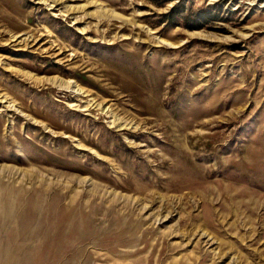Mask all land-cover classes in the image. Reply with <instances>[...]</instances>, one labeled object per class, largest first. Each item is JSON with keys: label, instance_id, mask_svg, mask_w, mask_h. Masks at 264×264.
I'll list each match as a JSON object with an SVG mask.
<instances>
[{"label": "rangeland", "instance_id": "rangeland-1", "mask_svg": "<svg viewBox=\"0 0 264 264\" xmlns=\"http://www.w3.org/2000/svg\"><path fill=\"white\" fill-rule=\"evenodd\" d=\"M53 1L0 0V264H264V0Z\"/></svg>", "mask_w": 264, "mask_h": 264}, {"label": "bare ground", "instance_id": "bare-ground-1", "mask_svg": "<svg viewBox=\"0 0 264 264\" xmlns=\"http://www.w3.org/2000/svg\"><path fill=\"white\" fill-rule=\"evenodd\" d=\"M53 2H57L58 3V1L57 0H55V1H53ZM62 2V1H61ZM60 2V3H61ZM69 10V9H68ZM66 12V11H65ZM103 12V11H102ZM105 12V11H104ZM101 13V15H97L98 16V18L99 19H102V18H107V19H112V18H116V17H118V18H120V19H122L123 21H125V19H123L121 16H118V15H116V14H112V13H107V12H105V13ZM84 29V28H83ZM82 31V30H81ZM196 37V36H195ZM165 44H168V43H166L165 42ZM22 74H24V73H22ZM20 75V74H19ZM24 76L25 77H27L26 79H28V80H30V81H32L33 83L35 82L36 84H38V85H40V84H45V83H51V84H54V83H56L57 84V81L59 82V80H55V78H38V77H35V76H33V75H31V74H28V73H26V74H24ZM61 81V80H60ZM68 82V81H67ZM70 83H72L71 81H69ZM60 83H62V82H60ZM59 84V83H58ZM63 84H64V86L66 85V83H64L63 82ZM68 84V83H67ZM69 86L70 85H68L67 86V88H69ZM61 87H63V85L61 86ZM72 87H74V85L72 86ZM64 88V87H63ZM62 88V89H63ZM79 89V88H78ZM66 90V89H65ZM71 90V89H70ZM76 91V90H75ZM73 92V91H72ZM76 92H78V91H76ZM81 92V91H80ZM80 94V93H79ZM118 123V122H117ZM116 123V124H117ZM115 124V123H114ZM117 126V125H116ZM122 128V127H121Z\"/></svg>", "mask_w": 264, "mask_h": 264}]
</instances>
